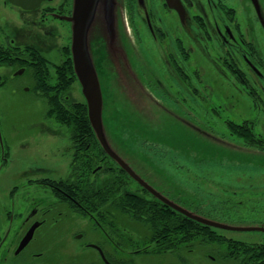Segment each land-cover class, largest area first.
I'll return each instance as SVG.
<instances>
[{
	"label": "flooded vegetation",
	"instance_id": "flooded-vegetation-1",
	"mask_svg": "<svg viewBox=\"0 0 264 264\" xmlns=\"http://www.w3.org/2000/svg\"><path fill=\"white\" fill-rule=\"evenodd\" d=\"M35 1L40 5L20 0L23 9L0 0V8L14 11L21 22L18 29L0 24V89L15 92L27 76L36 93H62L70 78L59 80L54 53L62 65L67 62L70 30L61 34L49 21L68 28L61 18L71 16L72 0ZM128 4L136 37L142 44L140 33L145 36L147 60L164 80L143 78L149 90L184 114L187 103L200 108L227 102L213 95H238L253 117L227 122L222 135L264 153V0H179V9L167 0ZM33 29L41 34L32 36ZM59 37L67 41L55 50L47 41ZM43 67L39 75L36 69ZM46 121L51 125L31 123L25 134L11 128L12 135L0 121V264H202L206 250L209 264H264V201L256 220L248 200L244 210L230 200L233 225L196 221V240L172 245V236L185 233L186 216L170 206L188 212L180 196L175 205L165 185L145 190L94 137L92 147L89 134L65 136L53 118ZM234 126L245 134L236 135ZM145 143L152 161L169 172L165 148ZM171 216L180 220L178 230L169 229ZM247 222L253 225L242 228ZM208 233L213 243H204ZM185 250L193 255L183 256Z\"/></svg>",
	"mask_w": 264,
	"mask_h": 264
},
{
	"label": "rangeland",
	"instance_id": "rangeland-1",
	"mask_svg": "<svg viewBox=\"0 0 264 264\" xmlns=\"http://www.w3.org/2000/svg\"><path fill=\"white\" fill-rule=\"evenodd\" d=\"M2 22L14 24L17 29L21 24L14 11L0 8V24ZM49 23L57 27L61 34L62 31L70 30L67 23L65 25H68V28H63L58 21L50 20ZM29 33L33 36L39 32L30 30ZM140 37L143 40L140 45L146 53L144 48L149 49V44L146 43L142 32ZM64 39L59 37L47 43L52 44L57 50L67 41ZM54 59L58 61V66L62 65L57 52L54 53ZM155 68L156 72L158 68L156 70ZM140 70L145 74V77L141 76L142 78H154L146 70L141 68ZM155 77L164 83L159 74ZM27 78L26 76L21 79L20 87L15 92L0 89V121L2 120L4 131L7 127L10 128V135L11 128L16 129L18 134L27 133V126L31 123L51 125L46 121L48 107L45 100L40 92H34ZM69 90L73 99L78 103H84L77 81ZM150 92L156 101L152 104V111L140 105L130 110L125 101L116 97L113 99L105 97L104 120L105 123L108 121L106 134L114 135L125 144L129 153L124 150V157H131L132 166L146 174V180H149L147 175L159 179L163 173L166 181L164 190L171 193L170 200L176 205L174 199L182 198L180 207L184 206L189 213L196 214L203 220L230 227L233 225L228 217L230 200L244 210L242 205L244 199L249 201L252 208L250 217L259 219L256 214H259V205L264 201V153H254L248 148L239 149L242 146L241 142L227 137L228 135H222L227 132V122L241 124L249 118V114L251 118L253 117L242 104V98L235 94L233 97L231 93L216 94L212 96L214 100L223 98L230 104L218 100L216 104L221 108L215 104L197 108L187 103V113L184 114L179 108L172 106L171 102H165L162 96L152 90ZM53 120L56 121L54 118ZM55 124L54 127L59 126L62 135L72 136L67 127L60 123ZM145 142L165 148L169 172L164 171L156 161H152L151 153L146 152L148 146ZM145 164L146 167L143 168ZM252 225V222H247L242 228ZM209 253L210 250L201 253L204 260L202 264H209L206 259ZM182 255L190 258L193 253L185 250ZM168 262L173 264L172 259Z\"/></svg>",
	"mask_w": 264,
	"mask_h": 264
},
{
	"label": "water",
	"instance_id": "water-1",
	"mask_svg": "<svg viewBox=\"0 0 264 264\" xmlns=\"http://www.w3.org/2000/svg\"><path fill=\"white\" fill-rule=\"evenodd\" d=\"M11 1L27 9L20 0ZM167 1L171 8L179 9V0ZM35 5L37 7L40 3L34 0ZM61 20L70 25L69 50L74 76L81 89L97 144L133 181L153 193L155 185H166L165 179L161 175L159 179L147 175L149 180H146V174L132 166L131 157H124V150L129 153L125 144L114 135L106 134L105 130L108 123L104 120L105 97L125 101L130 110L140 105L152 111V104L156 102L141 77L140 68L154 78L157 73L136 37L128 0H72L71 16ZM110 118L113 120L112 116ZM164 202L169 204L166 200ZM170 206L189 219L207 226H218L172 203Z\"/></svg>",
	"mask_w": 264,
	"mask_h": 264
},
{
	"label": "trees",
	"instance_id": "trees-1",
	"mask_svg": "<svg viewBox=\"0 0 264 264\" xmlns=\"http://www.w3.org/2000/svg\"><path fill=\"white\" fill-rule=\"evenodd\" d=\"M67 54L70 56V50L67 51ZM39 72V75L44 74L45 68H37L36 69ZM57 71L60 74V81L66 82L68 78H70V81L68 83H64V89L62 93H45L44 91H41V97L46 102V105L48 107V111L46 113V117L48 118H54L58 123L62 124L63 126L67 127L70 131V134L73 137H77L78 135L83 134H89L91 137L92 147H93V132L88 120V114H87V107L84 103H78L75 99L72 98V94L69 92L70 86L73 83H76L77 79L74 76L73 71V65L71 57L67 59V62H65L62 66L57 68ZM40 88V87H39ZM42 88H47L46 85H43ZM39 90V89H37ZM35 92V91H34ZM36 93V92H35ZM232 129L236 130V135H244V127H231ZM253 143V142H252ZM92 150V148H91ZM124 173V172H123ZM125 175V173H124ZM123 175V182L127 181V178ZM182 218V217H180ZM185 221V233H181L177 236H172L170 241L172 245L178 246L179 244H188L194 240L195 234V222L192 219H189L186 217L184 219ZM180 220L174 219L172 216L170 217L169 221V229L171 231L178 230V227L180 225ZM156 224V223H155ZM161 227H163V223L161 224ZM204 243L210 244L215 241L211 237V234H204Z\"/></svg>",
	"mask_w": 264,
	"mask_h": 264
}]
</instances>
